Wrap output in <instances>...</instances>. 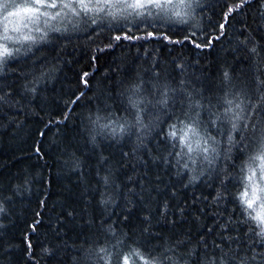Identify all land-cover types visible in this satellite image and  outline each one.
<instances>
[{
    "label": "trees",
    "instance_id": "16d2710c",
    "mask_svg": "<svg viewBox=\"0 0 264 264\" xmlns=\"http://www.w3.org/2000/svg\"><path fill=\"white\" fill-rule=\"evenodd\" d=\"M239 3L192 0L187 23L155 15L73 22L8 61L0 74V264H91L85 254L99 247H109L119 264L117 253L132 247L159 254L177 241L184 243L176 256L197 264L205 245L218 255L215 245L227 247L223 236L245 237V152L184 169L168 155L181 151L178 143L172 148L166 139L168 125L182 115L183 92L168 109L147 107L142 136L128 104L134 85L155 101L168 84L219 107L225 70L235 90L253 94L264 62L249 50L264 55V0H249L221 29ZM97 115L132 121L129 133L102 132L92 123ZM229 217L235 223L221 229ZM121 238L123 245L112 248Z\"/></svg>",
    "mask_w": 264,
    "mask_h": 264
},
{
    "label": "snow or ice",
    "instance_id": "6c2138e0",
    "mask_svg": "<svg viewBox=\"0 0 264 264\" xmlns=\"http://www.w3.org/2000/svg\"><path fill=\"white\" fill-rule=\"evenodd\" d=\"M248 2L249 0H240L235 8H229L225 14V23L220 24L219 27L226 29L231 14ZM199 4L200 0L198 6ZM192 11V0H20V2L0 0V18L3 20L2 34H0V74L6 70L10 59L27 55L38 41H46L49 32H60L62 26L66 27L74 21L86 23L90 20L92 24H97L106 17L119 19L155 15L160 19L187 23ZM261 15L264 16V13ZM41 18H45L44 27H35V31L40 35H32V29H29L28 33L21 31L22 28H28L29 23L38 24ZM9 31L19 35H9ZM116 39L120 37L117 36ZM24 42L29 43L25 45ZM16 44L20 46H11ZM249 51L258 61L264 62V55L256 46ZM40 71L42 79L46 73L43 69ZM184 83L185 81L182 80L181 86ZM153 87L158 88V85L154 84ZM223 88L224 95L218 100L222 111L211 102L205 105L202 96L196 98L192 92L185 91L183 87L177 90L168 84L159 90V99L155 101L139 95L140 85H134L128 95V104L136 111L135 123L137 131L141 132L140 129L147 127L143 122L142 113L149 105L168 109L170 103L175 105L179 99L178 91L183 92L184 99L180 101L182 115H177L175 121L168 125L166 139L172 148H176L178 143L181 151L175 153L169 151L168 155H174L176 165L184 169H189L190 164L195 166L198 162L212 166L218 159L231 158L233 151L238 148L245 152L246 161L241 165V172L244 173L243 180L246 183L245 190L240 195L241 212L244 214V219L240 223L248 226L245 237L241 239L238 236H223L222 241L228 242L227 247H224L223 242L215 245L214 248L219 250L218 255L215 251L209 253L205 245V251L198 257L197 264H264V78L256 77V87L254 93L250 95L248 89L235 90L230 73L225 70ZM4 101L5 96L0 94V102ZM204 112L208 113L207 120L203 118ZM105 120L107 122H103ZM92 123L98 125L102 132L108 130L115 136L118 133L127 135L132 121L119 123L118 118L114 120L97 115ZM217 135L221 138L217 139ZM141 136H138V140ZM95 139L96 137L93 136V143ZM173 141L177 143H172ZM167 162L165 158V163ZM191 171H195V168ZM102 179L107 187L109 177L106 175ZM192 179L195 180L197 177L192 176ZM216 199H220L219 194ZM167 207L165 204V212ZM3 211V205L0 204V212ZM179 212L183 215L185 209L180 208ZM145 219L147 220L148 217ZM234 223L229 217L228 223L221 224L220 227L227 230L229 225ZM111 231L115 236V230ZM123 243V238L118 239L112 248H118ZM183 243L184 241H177L176 245H168L166 242V246L159 254L145 253L140 247H132L127 253H117L120 255L119 264H189L188 260L182 261L175 254L176 247ZM194 251V249L190 250L188 255L191 256ZM113 254L109 247H99L94 252L91 250L87 252L85 259L91 264H97L101 260L103 264H112Z\"/></svg>",
    "mask_w": 264,
    "mask_h": 264
},
{
    "label": "rangeland",
    "instance_id": "374dc122",
    "mask_svg": "<svg viewBox=\"0 0 264 264\" xmlns=\"http://www.w3.org/2000/svg\"><path fill=\"white\" fill-rule=\"evenodd\" d=\"M18 2H20V0H18ZM49 11H53V10H49ZM45 18H41V20L38 22V24H36V25H34V24H31V23H29V27L28 28H22L21 29V31L23 32V33H28L29 32V29H32V32H31V34L32 35H36V36H38V35H40V33H37L36 31H35V27L36 26H40L41 28H43L44 27V24H43V20H44ZM24 22H27V21H24ZM75 22V21H74ZM55 23V22H54ZM69 24H71V23H69ZM68 24V25H69ZM63 27V26H62ZM2 28H3V20H2V18H0V34H2ZM9 35H12V36H18L19 35V33H12L11 31H9V33H8ZM25 44H27V43H29V42H24ZM11 46H13V47H19L20 45L19 44H16V45H11Z\"/></svg>",
    "mask_w": 264,
    "mask_h": 264
}]
</instances>
